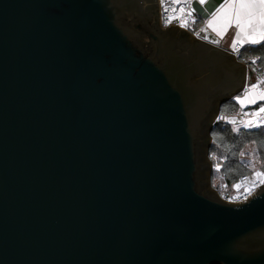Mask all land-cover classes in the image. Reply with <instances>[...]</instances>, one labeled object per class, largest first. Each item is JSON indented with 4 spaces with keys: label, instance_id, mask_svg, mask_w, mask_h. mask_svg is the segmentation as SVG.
I'll return each instance as SVG.
<instances>
[{
    "label": "water",
    "instance_id": "obj_1",
    "mask_svg": "<svg viewBox=\"0 0 264 264\" xmlns=\"http://www.w3.org/2000/svg\"><path fill=\"white\" fill-rule=\"evenodd\" d=\"M179 28L160 0H0V264H264V185L208 183L253 71Z\"/></svg>",
    "mask_w": 264,
    "mask_h": 264
},
{
    "label": "trees",
    "instance_id": "obj_2",
    "mask_svg": "<svg viewBox=\"0 0 264 264\" xmlns=\"http://www.w3.org/2000/svg\"><path fill=\"white\" fill-rule=\"evenodd\" d=\"M241 61H248L256 70L264 71V43L255 47H244L239 53ZM241 111L234 99L223 103L221 113L235 115ZM212 143L209 154H214L221 166L217 174L221 182L231 187L240 176L253 173V168L243 157L245 149L254 145L259 165L264 170V127H240L229 123H219L211 131Z\"/></svg>",
    "mask_w": 264,
    "mask_h": 264
},
{
    "label": "built area",
    "instance_id": "obj_3",
    "mask_svg": "<svg viewBox=\"0 0 264 264\" xmlns=\"http://www.w3.org/2000/svg\"><path fill=\"white\" fill-rule=\"evenodd\" d=\"M193 2L194 0L178 2H176V0H163L162 3V0H160L161 25L163 27L180 26L182 22H186V26H180L179 29L182 30L184 28L187 31H192L198 18ZM165 9H167V11H165ZM173 9H175V11H173ZM181 9L183 11H181ZM168 17L173 18L170 23H166ZM202 29H204V27ZM242 49L243 45L237 44L234 49H231L230 51L236 56H239ZM253 85H256V87H253ZM246 90L264 97V71L255 70L253 79H251L246 85ZM239 116L241 121L247 122L248 124L250 122V127H264V112L250 108L241 111ZM229 117L230 115L220 112L216 115L215 120L219 123H227ZM210 156L214 157V154H210ZM213 169L220 171L221 166L218 163H212V170ZM261 173L262 175L260 176H256L254 173L244 174L240 176L231 187L224 184L219 196L230 203H241L248 200L256 193L260 186L264 185V170ZM235 185H240L239 190Z\"/></svg>",
    "mask_w": 264,
    "mask_h": 264
},
{
    "label": "crops",
    "instance_id": "obj_4",
    "mask_svg": "<svg viewBox=\"0 0 264 264\" xmlns=\"http://www.w3.org/2000/svg\"><path fill=\"white\" fill-rule=\"evenodd\" d=\"M178 1H184V0H178ZM232 2L233 0H225L223 4H225V6L227 7V4ZM211 19L212 16H210V18L207 20H202L198 17L191 32L196 33L203 27H204L203 30L207 28L208 37L210 38V40H212V42L215 41L214 42L215 44L230 50L234 49L233 44H235V46L237 44H242L244 48V47H255L264 43V40L261 39V33L264 32V26L258 23L254 25L255 30H253L252 28H248L246 25L243 29H238L234 23L228 25L227 19L225 18L224 15L221 14L220 18L217 19L213 23V26L210 28L208 27V21ZM252 39L259 41V43H255V44L250 43L249 41ZM240 62L245 63V65L247 66V71L250 70L253 71V76L250 78V80L253 79L256 69H254L247 60L246 61L240 60ZM247 82L241 90H239L236 94L232 96L231 99H234L238 103V105L241 108V111L250 108L259 110L261 107L264 106V97L254 94L253 92L247 91L246 90ZM239 113L235 115L239 116ZM241 123L248 124L247 122H243V121ZM239 124H236L235 126Z\"/></svg>",
    "mask_w": 264,
    "mask_h": 264
},
{
    "label": "snow or ice",
    "instance_id": "obj_5",
    "mask_svg": "<svg viewBox=\"0 0 264 264\" xmlns=\"http://www.w3.org/2000/svg\"><path fill=\"white\" fill-rule=\"evenodd\" d=\"M176 2H178V0H176ZM197 2L204 3L205 0H197ZM219 2L220 0H217V3ZM165 11H167V9H165ZM173 11H175V9H173ZM181 11L183 10L181 9ZM204 11L212 16V19L208 21V27L210 28L213 26V23L220 18L221 14L227 19L228 25L234 23L238 29H243L246 25L248 28L255 30L254 25L257 23L264 26V0H233L232 3L227 4V7L225 4L221 3L220 7L217 9H204ZM172 19V17H168L166 23H170ZM180 26L185 27L186 22H182ZM261 39L264 40V32L261 33ZM249 42L253 44L259 43V41L255 39ZM233 47H235V44H233ZM253 87H256V85H253ZM259 111L264 112V107H261ZM249 126H251L250 122L249 124H245V127ZM255 175L260 176L262 173L257 172ZM235 187L239 190L240 185H235Z\"/></svg>",
    "mask_w": 264,
    "mask_h": 264
},
{
    "label": "rangeland",
    "instance_id": "obj_6",
    "mask_svg": "<svg viewBox=\"0 0 264 264\" xmlns=\"http://www.w3.org/2000/svg\"><path fill=\"white\" fill-rule=\"evenodd\" d=\"M236 127L237 128L245 127V124L241 123V124L237 125ZM243 157L245 158V161L253 168L254 174L257 172L261 173L263 171L260 168L258 156L256 155V150H255L254 146H252V144H250L245 149ZM207 159L209 161V164L210 163H213V164L218 163V162L214 161L216 159V157L215 156L211 157L208 151H207ZM213 172H219V170L213 169ZM208 183H209V187L211 188V190L214 191L216 194L220 195L222 187L224 186V183L221 182V180L219 179L217 174H214V176H212L211 166H209V171H208Z\"/></svg>",
    "mask_w": 264,
    "mask_h": 264
}]
</instances>
